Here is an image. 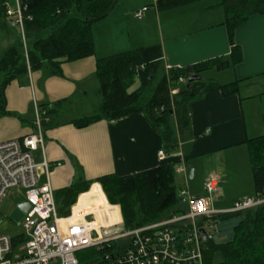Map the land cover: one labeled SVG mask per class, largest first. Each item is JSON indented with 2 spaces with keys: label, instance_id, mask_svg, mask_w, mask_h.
Listing matches in <instances>:
<instances>
[{
  "label": "crops",
  "instance_id": "crops-1",
  "mask_svg": "<svg viewBox=\"0 0 264 264\" xmlns=\"http://www.w3.org/2000/svg\"><path fill=\"white\" fill-rule=\"evenodd\" d=\"M205 1L158 10L155 0H121L105 18L92 25L93 55L62 62L60 74H49L43 67L7 85L6 109L14 114L0 116V143L32 132L34 106H42L48 111L42 124L44 150L43 154L40 148L35 150L33 157L37 163L43 157L49 162L54 196L72 181L95 180L105 174L124 176L158 165H170L181 175L185 173L176 172V168L185 165L186 184L196 173L204 171L203 181L208 174L218 173L220 195L214 207L219 210L253 195L246 140L264 133V14H250L229 36L223 23L224 9L217 5L219 0ZM142 7L146 9L138 18L135 12ZM156 43L161 45L165 70L211 62L212 66L201 71V77L207 74L204 80L221 84L238 81L237 92L224 94L214 88L190 101L189 123L179 135L176 151L158 158L157 151L164 150L162 135L142 111L100 119L84 127L71 122L94 112L59 118L62 105L75 107L90 90L99 93L95 75L98 58ZM232 46L241 50V60L217 69L216 61L227 58ZM45 180L42 175L40 182ZM93 183L96 184L89 191L79 194L72 206L73 214L91 204L87 197L96 194L99 202L95 203L94 226L119 223L120 214L105 208L106 196L98 189L99 183ZM189 188L188 182L192 194H204L203 185L195 193Z\"/></svg>",
  "mask_w": 264,
  "mask_h": 264
},
{
  "label": "trees",
  "instance_id": "trees-1",
  "mask_svg": "<svg viewBox=\"0 0 264 264\" xmlns=\"http://www.w3.org/2000/svg\"><path fill=\"white\" fill-rule=\"evenodd\" d=\"M120 1L24 0L31 16L30 20L24 21L27 56L22 50L19 31L14 33V42L0 50V116L14 114L6 109L4 93L12 80L43 67H47L49 74H60L62 62L93 55L92 25L105 18ZM193 1L197 0H155V6L158 10H167ZM217 5L224 9L223 23L229 36L250 14H264V0H219ZM13 27L17 26L7 20L4 0H0V29L8 32ZM162 56L161 45L156 43L98 58L95 75L102 101L93 114L71 123L84 127L100 119H115L142 111L161 133L165 154L176 151L179 135L189 123L190 101L202 91L219 88L228 94L237 92L239 87L238 81L221 84L201 77L186 88V82H180L179 77L187 80L191 75H200L212 63L165 70ZM241 58L239 47L232 46L229 56L216 61L215 67L219 70L228 68ZM136 81L137 87L130 91ZM172 88H178L173 95L170 93ZM246 146L253 193L264 197V133L248 138ZM174 176L173 167L158 165L124 176L105 174L95 180L72 181L55 192L57 214L68 216L78 195L86 192L93 182L100 184L109 203L119 204L124 230L183 214L188 209L187 201L179 195ZM197 221L200 226L207 221L216 224L214 235L202 241L203 264H264V203ZM177 232L183 233L184 229ZM23 240L22 235L13 237L14 244ZM129 241L92 246L94 257L88 260L77 257L78 264H107L109 258L106 256L119 251L122 248L120 243Z\"/></svg>",
  "mask_w": 264,
  "mask_h": 264
},
{
  "label": "built area",
  "instance_id": "built-area-1",
  "mask_svg": "<svg viewBox=\"0 0 264 264\" xmlns=\"http://www.w3.org/2000/svg\"><path fill=\"white\" fill-rule=\"evenodd\" d=\"M146 7L135 12L140 18ZM4 11L9 22L17 26L22 33L23 49L26 52L24 21L30 20L24 0H4ZM179 81L187 80L179 77ZM177 92L172 88L170 93ZM47 118L46 109L34 106L33 124L35 129L20 138L0 143V202L9 189L20 191L22 200L28 207L20 221L24 237L21 243L14 244L13 237L0 234V264H78L75 253L83 248L98 246L110 241H130L121 244V249L113 253L107 264H203L202 234L204 228L206 238L214 235L216 224L210 221L198 225L200 218H209L222 212L245 210L264 203V197L257 194L237 199L231 208L219 210L214 201L219 195L220 176L210 173L203 182V195H194L188 187L180 188L179 195L187 201V211L170 218L144 225L131 230L105 231L116 226H123L119 204H111L107 200L105 208L120 214L119 223L94 226L97 206L96 194L87 197V203L81 212L62 217L57 214L53 188L49 183L50 165L43 157L35 162L33 152L44 150L42 132L43 121ZM163 149L157 151L161 160L165 157ZM176 172L185 173L187 168L181 165ZM44 175L45 182H40ZM96 184L92 183L87 191ZM98 189L103 192L98 184ZM86 191V192H87ZM85 193V192H84ZM79 197V195H78ZM77 197V199H78ZM178 229H184L178 233ZM16 235V236H19Z\"/></svg>",
  "mask_w": 264,
  "mask_h": 264
},
{
  "label": "rangeland",
  "instance_id": "rangeland-1",
  "mask_svg": "<svg viewBox=\"0 0 264 264\" xmlns=\"http://www.w3.org/2000/svg\"><path fill=\"white\" fill-rule=\"evenodd\" d=\"M214 2L215 0H206L205 2ZM19 29L17 27L10 28L8 32L5 30L0 29V50L4 49L9 44L13 43L15 40V34ZM20 32V31H19ZM25 35V32H24ZM20 38L22 43V50L24 55L26 56V52L23 49V41H22V33L20 32ZM26 46H27V39ZM27 51L28 48L26 47ZM207 77L206 73H202V78L204 79ZM2 75L0 74V80ZM138 82L136 81L129 90H133L137 86ZM184 85V84H183ZM101 102V93L97 94L94 91L90 90L86 96H84L80 101H77L75 107L72 104L69 105H62L59 118H67L73 116H83L85 114L93 113L97 110L98 104ZM185 174H177L175 173V185L177 190L180 188L188 187L189 182V189L192 192H199L201 190V186L203 185V178L205 176L204 171L201 173H196L195 177L192 179L188 178V182H184ZM205 180V179H204ZM203 181V182H202ZM21 192L15 189H9L5 195V197L0 202V234H6L7 236L13 237L19 235L23 232L22 230V222L20 220H15L12 217V213L14 210L17 209L18 204L22 200ZM219 195H220V188H219ZM218 195V196H219ZM217 200V199H216ZM97 220V219H96ZM104 225V224H103ZM96 247V246H95ZM76 257H81L83 260L91 259L93 256L92 247L80 249L78 252L75 253Z\"/></svg>",
  "mask_w": 264,
  "mask_h": 264
},
{
  "label": "water",
  "instance_id": "water-1",
  "mask_svg": "<svg viewBox=\"0 0 264 264\" xmlns=\"http://www.w3.org/2000/svg\"><path fill=\"white\" fill-rule=\"evenodd\" d=\"M200 78H201V76L198 75V74H194V75L189 76L188 79H187L185 87L186 88H190L191 83L193 81H195V80H199ZM192 176H193V168L191 167L190 170H189V177L191 178ZM27 207H28L27 203L20 202L18 204L17 209L13 211L12 217L15 220H20L23 212L26 210ZM122 229H123V226H116L114 228H110V229L106 230L105 232L106 233H111V232H114V231H121ZM200 232L202 234V238L205 239L206 238V232H205L204 228H200ZM106 258L112 259L113 255L106 256Z\"/></svg>",
  "mask_w": 264,
  "mask_h": 264
}]
</instances>
